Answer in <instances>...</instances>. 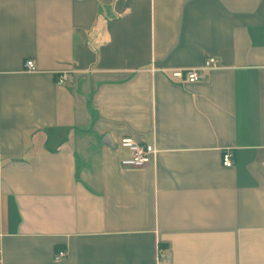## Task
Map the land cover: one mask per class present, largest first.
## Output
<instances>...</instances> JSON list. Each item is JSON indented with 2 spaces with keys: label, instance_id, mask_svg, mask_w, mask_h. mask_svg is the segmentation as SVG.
Segmentation results:
<instances>
[{
  "label": "crops",
  "instance_id": "1",
  "mask_svg": "<svg viewBox=\"0 0 264 264\" xmlns=\"http://www.w3.org/2000/svg\"><path fill=\"white\" fill-rule=\"evenodd\" d=\"M127 136L145 165L122 164ZM0 248L264 264V0H0Z\"/></svg>",
  "mask_w": 264,
  "mask_h": 264
},
{
  "label": "built area",
  "instance_id": "2",
  "mask_svg": "<svg viewBox=\"0 0 264 264\" xmlns=\"http://www.w3.org/2000/svg\"><path fill=\"white\" fill-rule=\"evenodd\" d=\"M28 70H36V63L33 59H28L26 62ZM219 66V60L215 56H211L205 59L204 63L200 67H186V68H176L172 70V75L177 78L185 79L190 82H195L203 78L204 70L210 68H216ZM70 78L69 71H63L59 78L58 83L63 84ZM120 145L127 148L129 154L121 159V162L125 166L139 167L145 165L152 153L156 152V148L153 144H142L135 140L133 137H124ZM223 162L225 165H233V153L227 151L224 154ZM66 255L65 250H60L56 253L55 257L60 259ZM160 259L169 260L170 254L165 251L159 252ZM2 250L0 248V264H2Z\"/></svg>",
  "mask_w": 264,
  "mask_h": 264
},
{
  "label": "water",
  "instance_id": "3",
  "mask_svg": "<svg viewBox=\"0 0 264 264\" xmlns=\"http://www.w3.org/2000/svg\"><path fill=\"white\" fill-rule=\"evenodd\" d=\"M104 142H105V143H108V144H114V143L112 142V140H111V138H110L109 135H106V136L104 137Z\"/></svg>",
  "mask_w": 264,
  "mask_h": 264
}]
</instances>
